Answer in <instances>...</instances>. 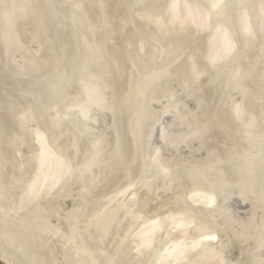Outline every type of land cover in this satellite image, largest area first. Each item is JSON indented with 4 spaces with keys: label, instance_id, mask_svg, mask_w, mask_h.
Returning <instances> with one entry per match:
<instances>
[{
    "label": "rangeland",
    "instance_id": "374dc122",
    "mask_svg": "<svg viewBox=\"0 0 264 264\" xmlns=\"http://www.w3.org/2000/svg\"><path fill=\"white\" fill-rule=\"evenodd\" d=\"M0 2L1 234L70 264L73 230L111 244L159 224L149 250L181 246L183 264H264V0ZM41 143L64 174L35 195Z\"/></svg>",
    "mask_w": 264,
    "mask_h": 264
},
{
    "label": "bare ground",
    "instance_id": "6f19581e",
    "mask_svg": "<svg viewBox=\"0 0 264 264\" xmlns=\"http://www.w3.org/2000/svg\"><path fill=\"white\" fill-rule=\"evenodd\" d=\"M5 2L7 1V0H4ZM28 1V0H27ZM89 1V0H88ZM216 1V0H215ZM19 2V1H18ZM1 3V2H0ZM25 3V2H24ZM29 3V2H28ZM93 3V2H92ZM194 3V2H193ZM214 3V2H213ZM2 4H3V2H2ZM35 4V3H34ZM99 4V3H98ZM5 5V4H4ZM209 5V4H208ZM213 5V4H212ZM223 5V4H222ZM18 6V5H17ZM20 6V5H19ZM91 6V5H90ZM101 6V5H100ZM28 7H30V6H28ZM43 7V6H42ZM96 7V6H95ZM109 7V6H108ZM211 7V6H210ZM213 7V6H212ZM221 7V6H220ZM3 8V7H2ZM19 8V7H18ZM23 8V7H22ZM36 8V7H35ZM111 9V8H110ZM205 9V8H204ZM12 10V9H11ZM27 10V9H26ZM105 10V9H104ZM103 10V11H104ZM195 10V9H194ZM197 10V9H196ZM7 11V10H6ZM39 11H40V9H39ZM207 11V10H206ZM4 12V11H3ZM8 12V11H7ZM29 12V11H28ZM35 12V11H34ZM154 12V11H153ZM86 13V12H85ZM36 14V13H35ZM38 14V13H37ZM47 14V13H46ZM165 14V13H164ZM192 14V13H191ZM45 15V14H44ZM84 15V14H83ZM36 16V15H35ZM41 16V15H40ZM86 16V15H85ZM84 16V17H85ZM203 16V15H202ZM197 17V16H196ZM32 18V17H31ZM35 18V17H34ZM83 18V17H82ZM147 18V17H146ZM162 18V17H161ZM200 18V17H199ZM211 18V17H210ZM121 19H122V17H121ZM120 19V20H121ZM152 19H154V18H152ZM165 19V18H164ZM197 19V18H196ZM245 19V18H244ZM155 20V19H154ZM209 20V19H208ZM35 21H36V19H35ZM215 22V21H214ZM189 23H190V21H189ZM202 24V23H201ZM218 24V23H217ZM47 25V24H46ZM153 25V24H152ZM213 25H215V24H213ZM245 25V24H244ZM59 26V25H58ZM203 26V25H202ZM123 27V26H122ZM225 27V26H224ZM37 28V27H36ZM161 28V27H160ZM159 28V29H160ZM226 28V27H225ZM228 28V27H227ZM158 29V28H157ZM87 30H88V28H87ZM207 30V29H206ZM56 31V30H55ZM58 31V30H57ZM162 31V30H161ZM225 31V30H224ZM228 31V30H227ZM49 32V31H48ZM52 32V31H51ZM196 32V31H195ZM231 32V31H230ZM40 33V32H39ZM161 33V32H160ZM168 34V33H167ZM30 35V34H29ZM93 35V34H92ZM28 36V35H27ZM36 37V36H35ZM212 37V36H211ZM86 38V37H85ZM166 39V38H165ZM233 39V38H232ZM132 40V39H131ZM54 41V40H53ZM84 42V41H83ZM82 42V43H83ZM156 42V41H155ZM223 42V41H222ZM232 42V41H231ZM64 43V42H63ZM84 43H86V41L84 42ZM97 43V42H96ZM90 44V43H89ZM95 45V44H94ZM85 46H86V44H85ZM102 46V45H101ZM235 46V45H234ZM35 47H37V46H35ZM76 47V46H75ZM89 47V46H88ZM110 47H111V45H110ZM156 47V46H155ZM15 48V47H14ZM17 48V47H16ZM160 48V47H159ZM40 49V48H39ZM94 49V48H93ZM165 49V48H164ZM37 50V49H36ZM101 50V49H100ZM136 50V49H135ZM159 50V49H158ZM94 51V50H93ZM91 52V53H94V52ZM119 51V50H118ZM160 51V50H159ZM166 51V50H165ZM32 52V51H31ZM88 52V51H87ZM115 52V51H114ZM125 52V51H124ZM169 52V51H168ZM220 52V51H219ZM34 53V52H33ZM99 53V52H98ZM218 53V52H217ZM129 54V53H128ZM93 55V54H92ZM120 55V54H119ZM118 55V56H119ZM223 55V54H222ZM226 55V54H225ZM65 56V55H64ZM117 56V55H116ZM165 56V55H164ZM221 56V55H220ZM98 57V56H97ZM166 57V56H165ZM168 58V57H167ZM76 59V58H75ZM90 59V58H89ZM158 59H160V60H162V58H158ZM165 59V58H164ZM20 60V59H19ZM123 60V59H122ZM260 60V59H259ZM258 60V61H259ZM165 61V60H164ZM169 61V60H168ZM124 62V61H123ZM142 62H143V60H142ZM152 62V61H151ZM126 63V62H125ZM160 63V62H159ZM158 63V64H159ZM89 64V63H88ZM141 64V63H140ZM147 64H149V63H147ZM157 64V63H156ZM176 64V63H175ZM179 64V63H178ZM113 65V64H112ZM152 65V64H151ZM174 65V64H173ZM86 66H84V68H85ZM116 67H117V65H116ZM152 67V66H151ZM96 68V67H95ZM139 68H141V67H139ZM158 68V67H157ZM156 68V69H157ZM79 69V68H78ZM88 69V68H87ZM93 69V68H92ZM98 69V68H97ZM162 69V68H161ZM180 69H183V68H180ZM63 70H64V68H63ZM82 70H84V69H82ZM99 70H101V69H99ZM107 70V69H106ZM94 71V70H93ZM255 71H257V70H255ZM86 72H87V70H86ZM89 72V71H88ZM103 72V70L100 72V73H102ZM105 72V71H104ZM123 72V71H122ZM146 72V71H145ZM181 72V71H180ZM20 73V72H19ZM144 73V72H143ZM176 73V72H175ZM81 74V73H80ZM104 74H106V72L104 73ZM113 74V73H112ZM7 75V74H6ZM169 75V74H168ZM172 75V74H171ZM11 76V75H10ZM90 76V75H89ZM98 76H99V74H98ZM106 76V75H105ZM136 76V75H135ZM138 76V75H137ZM170 76V75H169ZM101 77H103V75H101ZM142 77V76H141ZM148 77V76H147ZM50 79V78H49ZM58 79V78H57ZM71 79V78H70ZM13 80V79H12ZM15 80V79H14ZM72 80V79H71ZM108 80V79H107ZM144 80V79H143ZM68 81V80H67ZM74 82V81H73ZM92 82V81H91ZM104 82H106V81H104ZM166 82V81H165ZM237 84V83H236ZM69 85V84H68ZM108 85H110V84H108ZM136 85V84H135ZM145 85H146V83H145ZM154 85V84H153ZM239 85V84H238ZM101 86V85H100ZM242 86V85H241ZM240 86V87H241ZM255 86V85H254ZM56 87V86H55ZM112 87V86H111ZM139 87V86H138ZM47 88V87H46ZM151 89V88H150ZM146 90V89H145ZM247 90H250V89H248L247 88ZM50 91V90H49ZM141 91V90H140ZM45 92H47V91H45ZM52 92H53V90H52ZM112 92V91H111ZM114 92V91H113ZM38 93V92H37ZM139 93V92H138ZM144 93V92H143ZM145 93H147V92H145ZM140 96H142V94L140 95ZM145 97V96H144ZM146 98V97H145ZM255 98V97H254ZM263 98V97H262ZM262 98H260V100L262 99ZM135 99V98H134ZM140 99V98H139ZM138 99V100H139ZM147 101V100H146ZM111 102V101H110ZM147 104V103H146ZM149 105V104H148ZM21 106V105H20ZM41 108V107H40ZM155 110V109H154ZM140 111V110H139ZM157 111V110H156ZM155 111V112H156ZM238 111V110H237ZM236 111V112H237ZM20 112V111H19ZM158 112V111H157ZM239 112H241L240 110H239ZM9 114V113H8ZM142 114V113H141ZM158 114V113H157ZM118 115V114H117ZM153 116H154V114H153ZM255 116V115H254ZM11 117V116H10ZM256 117V116H255ZM39 118V117H38ZM6 119V118H5ZM12 119V118H11ZM257 119V118H256ZM48 120V119H47ZM143 120V119H142ZM256 121V120H255ZM132 122H134V121H132ZM250 123V122H249ZM137 124V123H136ZM144 124V123H143ZM11 126V125H10ZM136 126V125H135ZM134 126V127H135ZM150 126V125H149ZM8 127V126H7ZM13 127V126H12ZM95 127V126H94ZM144 127V126H143ZM14 128H16V127H14ZM83 128V127H82ZM85 128V127H84ZM147 128H149V127H147ZM250 128V127H249ZM113 129V128H112ZM111 129V130H112ZM115 129V128H114ZM121 129V128H120ZM126 129V128H125ZM141 129V128H140ZM151 129V128H150ZM158 129V128H157ZM11 130H12V128H11ZM14 130V129H13ZM100 130V129H99ZM253 130V129H252ZM257 130V129H256ZM10 131V130H9ZM110 131V130H109ZM143 131V130H142ZM151 131V130H150ZM249 131V130H248ZM3 132V131H2ZM11 132H13V131H11ZM81 132H84V131H81ZM15 133V132H14ZM79 133V132H78ZM109 133V132H108ZM141 133V132H140ZM140 133H136V135H138V134H140ZM147 133V132H146ZM149 133V132H148ZM11 134V133H10ZM91 134V133H90ZM143 134V133H142ZM141 134V135H142ZM114 135H115V133H114ZM92 136V135H91ZM116 136V135H115ZM150 136H151V133H150ZM247 136V135H246ZM40 136H38V138H39ZM89 137H90V135H89ZM93 137V136H92ZM131 137V136H130ZM155 137V136H154ZM255 137V136H254ZM83 138V137H82ZM81 138V139H82ZM94 138V137H93ZM107 137H105L104 139H106ZM113 138V137H112ZM143 138V137H142ZM85 139H87V138H85ZM88 139H90V138H88ZM95 139H97V138H95ZM146 139H147V137H146ZM92 140V139H91ZM94 140V139H93ZM107 140V139H106ZM111 140V139H110ZM144 140H145V138H144ZM40 141V140H39ZM43 141V140H42ZM113 141V140H112ZM83 142H84V140H83ZM97 142V141H96ZM95 142V143H96ZM107 142V141H106ZM177 142V141H176ZM38 143V142H37ZM110 143V142H109ZM253 143V142H252ZM41 144H43V143H41ZM89 143H87V145H88ZM92 144V143H91ZM40 145V144H39ZM44 145L45 144H43V147H44ZM87 145H86V147H87ZM193 145V144H192ZM42 146V145H41ZM121 146V145H120ZM123 146V145H122ZM145 146V145H144ZM42 147V148H43ZM152 147V146H151ZM201 147H203V146H201ZM41 148V152H40V154H39V156H37L38 158H37V161L35 162V160L33 161V163L32 164H35V166H34V169H33V166H32V171H33V173H32V176H30V178L28 179L29 180V190H31L30 192L31 193H35V192H39V194L40 193H42L45 189V187L46 186H48V187H50L49 188V190L51 189H53L54 188V186H56V183H57V185H60V184H58L59 182H62L61 180H59V182H58V178H59V176L61 175V174H64V173H60V172H62V168H60L59 166H58V160L56 161V159L54 158V155L53 154H51V150L48 148V147H46V145H45V148H43L42 149ZM142 148H143V146H142ZM198 149H199V147H197ZM50 151H49V150ZM127 149V148H126ZM125 149V150H126ZM141 149V148H140ZM196 149V148H195ZM236 149V148H235ZM194 150V149H193ZM259 150V149H258ZM198 152H200V151H198ZM54 153V152H53ZM148 153V152H147ZM3 154V153H2ZM1 154V155H2ZM5 154H6V152H5ZM151 154V153H150ZM263 155V154H262ZM261 156V155H260ZM5 157H6V155H5ZM56 157V156H55ZM135 158H136V156H134ZM202 157V156H201ZM142 158V157H141ZM140 158V159H141ZM193 158V157H192ZM191 158V159H192ZM261 158V157H260ZM9 159V158H8ZM32 159V158H31ZM60 159V158H59ZM196 159V158H195ZM218 159V158H217ZM122 160V159H121ZM260 160V159H259ZM5 161V160H4ZM145 161V160H144ZM147 161H148V159H147ZM146 161V162H147ZM30 162V161H29ZM35 162V163H34ZM143 162V161H142ZM197 162V161H196ZM6 163V162H5ZM62 163V162H61ZM134 163V162H133ZM182 163H184V162H182ZM181 163V164H182ZM10 164V163H9ZM243 164V163H242ZM28 165V164H27ZM60 165V164H59ZM250 165V164H249ZM25 166V165H24ZM29 166H30V164H29ZM143 166V165H142ZM211 166V165H210ZM1 167H3V166H1ZM27 167V166H26ZM5 168V167H4ZM27 168H29V167H27ZM177 168V167H176ZM184 168H185V166H184ZM212 168V167H211ZM258 168V167H257ZM9 169V168H8ZM59 169H60V172H59ZM65 169V168H64ZM112 169V168H111ZM141 169V168H140ZM208 169V168H207ZM221 169V168H220ZM260 169V168H259ZM21 170V169H20ZM27 170H29V169H27ZM30 170V171H31ZM121 170V169H120ZM142 170V169H141ZM216 170V169H215ZM214 170V171H215ZM218 170V169H217ZM23 171V170H22ZM116 171H118V170H116ZM180 171V170H179ZM207 171V170H206ZM20 172V171H19ZM17 173V174H20V173ZM24 172H26V170H24ZM28 172V171H27ZM26 172V173H27ZM126 172V171H125ZM180 172H182V171H180ZM223 172V171H222ZM225 172V171H224ZM223 172V173H224ZM264 172V171H263ZM263 172H261V173H263ZM23 173V172H22ZM21 173V174H22ZM60 173V174H59ZM114 173V172H113ZM154 173V172H153ZM208 173V172H207ZM30 174V173H29ZM137 174H139V172L137 173ZM226 174V173H225ZM14 175V174H13ZM140 175V174H139ZM138 175V176H139ZM212 175V174H211ZM230 175V174H229ZM22 176H24V175H22ZM117 176H118V174H117ZM117 176H115V177H117ZM134 176V175H133ZM223 176H225V175H223ZM66 177V176H65ZM122 177H123V175H122ZM253 177V176H252ZM119 178V177H118ZM117 178V180H119ZM26 178H24V181H26L25 180ZM61 179V178H60ZM206 179V178H205ZM1 180V179H0ZM7 180V179H6ZM17 180V179H16ZM27 180V181H28ZM113 180V179H112ZM111 180V181H112ZM247 180V179H246ZM19 181V180H18ZM203 181V180H202ZM226 181V180H225ZM250 181V180H249ZM263 181V180H262ZM20 182H23V180H21ZM114 182V181H113ZM217 182V181H216ZM245 182V181H244ZM206 183V182H205ZM237 183V182H236ZM62 184V183H61ZM109 184H111V182H109ZM215 184V183H214ZM227 184V183H226ZM26 185V186H27ZM201 185H202V182H201ZM243 184H241V186H242ZM205 186V185H204ZM206 186H208L209 187V185H206ZM241 186H239V188H242ZM21 187V186H20ZM19 187V188H20ZM58 187V186H57ZM57 187H55V188H57ZM109 187V186H108ZM200 187V186H199ZM23 188V187H22ZM206 188V187H205ZM236 188H238V187H236ZM17 189V188H16ZM48 189V188H47ZM211 189V188H210ZM254 189V188H253ZM13 190H15V188L13 189ZM54 190V189H53ZM52 190V191H53ZM222 190V189H221ZM220 190V191H221ZM15 191H17V192H19L20 190H15ZM42 191V192H41ZM100 191V190H99ZM208 191V190H207ZM213 191V190H212ZM231 191V190H230ZM237 192H238V190H236ZM239 191H241V190H239ZM1 192H2V190H1ZM17 192H16V194H17ZM21 192H23V195H22V193H20L22 196V198L24 197V195L26 194H24V192L25 191H21ZM102 192V191H101ZM201 192V191H200ZM232 192V191H231ZM234 192H235V190H234ZM4 193V192H3ZM7 193V192H6ZM15 193V192H14ZM46 193V192H45ZM50 193H51V191H50ZM199 193V192H198ZM208 193V192H207ZM210 193V192H209ZM224 193V192H223ZM226 193V192H225ZM228 193H229V191H228ZM227 193V194H228ZM233 193V192H232ZM15 194V195H16ZM19 194V193H18ZM19 194V195H20ZM235 194V193H234ZM261 194V193H260ZM12 195H13V193H12ZM19 195H18V197H19ZM29 196L31 195V194H28ZM33 195V194H32ZM35 195H36V193H35ZM35 195H33V197L35 196ZM38 195V194H37ZM101 195V194H100ZM231 195V194H230ZM244 195V194H243ZM246 195V194H245ZM2 196V195H1ZM41 196V195H40ZM47 196H48V194H47ZM3 197V196H2ZM16 198H18L17 196H15ZM13 198L14 200L16 199V198ZM20 197V198H21ZM26 197V196H25ZM38 196H36V198H37ZM98 197V196H97ZM226 197V196H225ZM241 197V196H240ZM245 197V196H244ZM1 198V197H0ZM28 198V197H27ZM26 198V199H27ZM31 198V197H30ZM29 198V199H30ZM35 198V197H34ZM44 198H45V196H44ZM50 198V197H49ZM224 198V197H223ZM2 199V198H1ZM11 199V198H10ZM39 199H41V198H39ZM216 199V198H215ZM246 199V198H245ZM4 200V199H3ZM2 200V201H3ZM20 201H21V199H19ZM25 200V199H24ZM31 200H34V199H32L31 198ZM30 200V201H31ZM133 200V199H132ZM219 200V199H218ZM10 201V200H9ZM17 201H18V199H17ZM47 201V200H46ZM236 201V200H235ZM19 202V201H18ZM28 202V201H27ZM32 202V201H31ZM132 202V201H131ZM130 202V203H131ZM3 203V202H2ZM29 203V202H28ZM35 203V202H34ZM33 203V204H34ZM36 203H37V201H36ZM54 203V202H53ZM52 203V204H53ZM16 204V203H15ZM30 204V203H29ZM44 204V203H43ZM52 204H48V205H46L45 207H46V209H47V212L46 213H43V216H41L42 215V212H41V214H40V212H39V214H40V217H42V219H44V220H46V219H49L48 218V216L51 214V213H49L48 214V212H49V210H51V205ZM5 205V204H4ZM31 205V204H30ZM41 205H42V203H41ZM40 205V206H41ZM54 206L56 205V204H53ZM17 207V205H14L13 207H14V209ZM23 206H25L26 207V204H24ZM28 206V205H27ZM97 206V205H96ZM225 206V205H224ZM223 206V207H224ZM13 207H12V209H13ZM222 207V208H223ZM227 207V206H226ZM17 208H19V207H17ZM17 208H16V210H17ZM23 207H20L19 208V210L20 211H22L21 209H22ZM27 208V207H26ZM25 209V208H24ZM246 209V208H245ZM18 210V211H19ZM12 211V210H11ZM36 211V210H35ZM34 211V212H35ZM54 211V210H53ZM12 212H14V211H12ZM23 212V211H22ZM1 213V212H0ZM14 213H16V211L14 212ZM22 214V213H21ZM23 214H25L24 212H23ZM28 214V213H27ZM35 214H36V212H35ZM45 214V215H44ZM46 214H47V216H46ZM38 215V214H37ZM52 215V214H51ZM36 216V215H35ZM39 216V215H38ZM55 216V215H54ZM10 217V216H9ZM24 217V216H23ZM22 217V218H23ZM29 217H31V216H29ZM33 217V216H32ZM37 217V216H36ZM53 217V216H52ZM4 218H6V217H4ZM26 218V216L23 218V219H25ZM249 218V217H248ZM70 219V218H69ZM55 220H56V217H55ZM67 220V219H66ZM71 220V219H70ZM73 220L74 219H72L71 221L73 222ZM251 220V219H250ZM34 221V220H33ZM50 221H52V220H50ZM65 221V220H64ZM71 221H69V222H71ZM85 221V220H84ZM83 221V222H84ZM29 222V221H28ZM46 222V221H45ZM81 222H82V220H81ZM261 222V221H260ZM264 222V221H263ZM32 223V222H31ZM64 223V222H63ZM75 223V222H74ZM132 222H130V224H131ZM134 223V222H133ZM132 223V224H133ZM228 223V222H227ZM28 224V223H27ZM30 224V223H29ZM33 224V223H32ZM52 224V223H51ZM80 226L81 225H83V224H80V223H78ZM144 224V223H143ZM238 224V223H237ZM245 224V223H244ZM17 225V224H16ZM54 225V224H53ZM63 225V224H62ZM75 225V224H74ZM117 225V224H116ZM159 226V224H155V225H149L148 224V226H141V228H137V231L133 234V235H131V237H129V239H124L123 241H122V239H118V241H117V238H115L116 236H114V239L116 240H114V239H110V240H112L111 242H113V243H111L112 245H113V247L114 248H111L110 246H112L111 244H108L109 243V238H108V235L107 234H105V236H107V239L106 238H104L103 237V240H102V238H100V239H89V238H86L87 237V235H86V237H85V233H84V237L81 235V237L79 236V238H75V237H77V231L75 232V230H73L74 232L72 233L71 231V233L72 234H69L68 235V237L71 235V238L70 239H73V240H75L74 241V243L73 242H71V244H70V246L68 247V249H67V252H66V259L68 258V261L70 262V264L72 263V264H183V262H182V260H183V256H184V254H186L187 253V251L185 250V249H183L181 246H178V245H173L172 247L171 246H167L166 248H164L163 247V249H159L160 251L158 252L157 250H156V253L155 252H152V250H149V249H152L153 247H151V245L153 244L152 243V241L154 240V237L156 236V234L155 233H157L158 231V227L157 226ZM182 225V224H181ZM185 225V224H184ZM256 225V224H255ZM55 226V225H54ZM59 226V225H58ZM127 226V225H126ZM240 226V225H239ZM34 227V226H33ZM50 228V226H46V228ZM52 227V226H51ZM61 227V226H60ZM68 227V226H67ZM71 227V226H70ZM81 227H83V226H81ZM80 227V228H81ZM64 228V227H63ZM69 228V227H68ZM120 228V227H119ZM123 228V227H122ZM126 228V227H125ZM125 228H124V230L123 231H126L125 230ZM159 228H160V226H159ZM181 228V227H180ZM232 228V227H231ZM241 228V227H240ZM263 228H264V226H263ZM39 230H40V228H38ZM37 229V230H38ZM54 229H55V231L57 230L56 228H50V231L51 230H53L54 231ZM59 229V228H58ZM70 229V228H69ZM68 229V230H69ZM110 229H111V227H110ZM109 229V230H110ZM121 229V228H120ZM161 229V228H160ZM234 229V228H233ZM232 229V230H233ZM253 229H254V227H253ZM43 229H41V231H42ZM45 230V229H44ZM64 230V229H63ZM82 230V229H81ZM80 230V232H82ZM86 230V229H85ZM112 230H113V228H112ZM227 230V229H226ZM230 230V229H229ZM262 230V229H261ZM47 231V230H46ZM53 231H51L50 233L51 234H53V233H55V232H53ZM135 231V230H134ZM252 231V230H251ZM35 232H36V229H35ZM53 232V233H52ZM59 232H60V229H59ZM65 232V234H66V232L67 231H64ZM63 232V233H64ZM79 232V233H80ZM88 232V231H87ZM91 233L92 232H94V231H90ZM90 232H89V236H90ZM96 232V231H95ZM100 233V234H102L101 233V231H97V233ZM114 232L115 233H117V231H115L114 230ZM119 232V231H118ZM245 232V231H244ZM41 233V232H40ZM39 233V234H40ZM45 233V232H44ZM47 233H49V232H47ZM74 233H76L75 235H74ZM99 233H98V235H99ZM106 233H108V232H106ZM110 233V232H109ZM121 233V232H120ZM123 233V232H122ZM219 233V232H218ZM235 233V232H234ZM250 233H252V232H250ZM262 233V232H261ZM264 233V232H263ZM46 234V233H45ZM58 233L56 232V234H53V235H57ZM111 234V233H110ZM226 234V233H225ZM237 234V233H236ZM254 234V233H253ZM62 235V234H61ZM120 235V234H119ZM117 236V237H120V236ZM122 235V234H121ZM238 235V234H237ZM252 235V234H251ZM255 235V234H254ZM32 236V235H31ZM50 236V235H49ZM64 236V235H63ZM62 236V237H63ZM66 236H67V234H66ZM75 236V237H74ZM96 236V235H95ZM154 236V237H153ZM234 236H236V235H234ZM233 236V237H234ZM40 237V236H39ZM45 237V236H44ZM75 239H74V238ZM93 237V236H92ZM111 237V236H110ZM243 237V236H242ZM263 237V236H262ZM52 238V237H51ZM51 238H47L49 241H50V239ZM56 238V237H55ZM61 238V237H60ZM60 238H58V239H60ZM67 238V237H66ZM99 238V237H98ZM111 238H113V236L111 237ZM121 238H124V237H121ZM185 238V237H184ZM204 238V237H203ZM230 238V237H229ZM249 238V237H248ZM42 239L44 240V238H43V236H42ZM104 239H106L105 240V242H108V243H105V242H103L104 241ZM170 239V238H169ZM208 239V238H207ZM56 240H57V238H56ZM60 240H62V239H60ZM73 240H71V241H73ZM120 240H121V243H120ZM172 240V239H171ZM46 240H44V242H45ZM52 241V240H51ZM68 241H69V239H68ZM155 241V240H154ZM169 241V240H168ZM210 241V240H209ZM250 241H251V239H250ZM0 242H2V243H0V262H2L3 264H46V262L44 261V259H41V257H39L38 256V258L40 259H38L36 256H33L32 254H29L28 252H26V249L24 248V247H21V246H19L18 244H20V241H18V239L17 238H15V237H13V236H9V235H3V234H1L0 233ZM59 241H57V243H58ZM118 244V245H116V243ZM52 243H54V242H52ZM65 243H66V241H65ZM207 243V242H206ZM205 243V244H206ZM6 244H10L11 245V249H13L14 251H16V252H18V251H23V252H25V255H24V257L23 258H18L17 256H16V252H14V251H11V250H8L7 248H6ZM46 244H47V241H46ZM50 244V243H49ZM114 244L116 245V247L114 246ZM179 244V243H178ZM191 244V243H190ZM195 244V243H194ZM198 245H199V243H197ZM203 244V243H202ZM209 244V243H208ZM48 245V244H47ZM55 245H57L56 244V241H55ZM55 245H54V247H55ZM233 245V244H232ZM48 246H50V245H48ZM59 245H57V247H58ZM154 246V245H153ZM184 246H186V245H183V247ZM200 246V245H199ZM246 246V245H245ZM249 246V245H248ZM51 247V246H50ZM49 247V248H50ZM57 247H55V248H57ZM62 247V246H61ZM171 247V248H170ZM49 248H48V250H49ZM188 248V247H187ZM186 248V249H187ZM194 248V247H193ZM51 249V248H50ZM53 249V248H52ZM58 249V248H57ZM155 248H153V250H154ZM247 249V248H246ZM60 250V249H59ZM195 249H193L192 251H194ZM248 250V249H247ZM246 250V251H247ZM61 251V250H60ZM63 251V250H62ZM195 251H197V250H195ZM54 252V251H53ZM56 252H57V250H56ZM55 252V253H56ZM252 252V251H251ZM250 252V253H251ZM253 252H255V251H253ZM64 254V252H61V254ZM60 254V255H61ZM65 255V254H64ZM57 256V255H56ZM62 257H63V255H61ZM249 256V255H248ZM262 256V255H261ZM59 257V256H58ZM250 258H251V256H250ZM260 258H262V257H260ZM60 259V258H59ZM253 259V258H252ZM263 259V258H262ZM62 261H63V259H62ZM66 260H64V262H65ZM254 261V260H253ZM255 261H256V259H255ZM261 261V260H260ZM74 262V263H73ZM215 262V261H214ZM213 262V263H214ZM67 263V261L65 262V264ZM245 263V262H244ZM209 264H212V263H209ZM216 264H218V262L216 263ZM251 264V263H250ZM257 264H259V263H257ZM263 264V263H262Z\"/></svg>",
    "mask_w": 264,
    "mask_h": 264
},
{
    "label": "water",
    "instance_id": "95a60500",
    "mask_svg": "<svg viewBox=\"0 0 264 264\" xmlns=\"http://www.w3.org/2000/svg\"><path fill=\"white\" fill-rule=\"evenodd\" d=\"M0 264H3L2 262H0Z\"/></svg>",
    "mask_w": 264,
    "mask_h": 264
}]
</instances>
